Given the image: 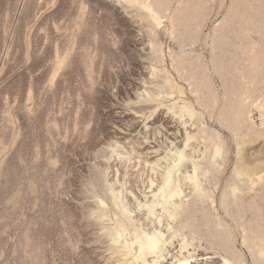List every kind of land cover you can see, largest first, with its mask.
I'll use <instances>...</instances> for the list:
<instances>
[{"label":"bare ground","instance_id":"obj_1","mask_svg":"<svg viewBox=\"0 0 264 264\" xmlns=\"http://www.w3.org/2000/svg\"><path fill=\"white\" fill-rule=\"evenodd\" d=\"M112 1L137 25L148 77L124 101V125L97 150L75 197L83 236L102 238L90 249L93 264H250L238 231L252 264H264V164L243 157L244 137L264 135V0H235L216 26L221 99L195 48L207 0ZM167 35L172 67L208 120L163 65ZM223 128L237 152L222 187L230 165Z\"/></svg>","mask_w":264,"mask_h":264},{"label":"rangeland","instance_id":"obj_2","mask_svg":"<svg viewBox=\"0 0 264 264\" xmlns=\"http://www.w3.org/2000/svg\"><path fill=\"white\" fill-rule=\"evenodd\" d=\"M13 1L0 0V264H93L90 249L102 238L83 236L74 201L100 161L97 150L124 125V101L148 77L141 35L112 0H17L15 10ZM234 1H206L195 47L220 99L226 87L211 46ZM172 46L167 35L163 65L208 120L172 67ZM222 133L230 162L223 187L237 148L232 130ZM246 136L244 160L264 164V135Z\"/></svg>","mask_w":264,"mask_h":264}]
</instances>
